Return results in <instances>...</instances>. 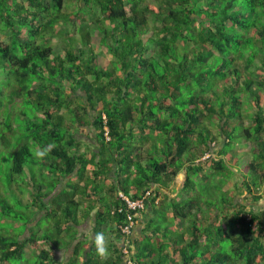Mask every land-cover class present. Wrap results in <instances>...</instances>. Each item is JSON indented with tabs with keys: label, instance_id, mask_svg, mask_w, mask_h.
Here are the masks:
<instances>
[{
	"label": "trees",
	"instance_id": "16d2710c",
	"mask_svg": "<svg viewBox=\"0 0 264 264\" xmlns=\"http://www.w3.org/2000/svg\"><path fill=\"white\" fill-rule=\"evenodd\" d=\"M69 1L0 0V264H264V208L212 214L196 188L231 179L241 137L255 176L244 201L263 198L264 0H72L67 13ZM148 191L144 209L119 198ZM108 233L106 258L96 236Z\"/></svg>",
	"mask_w": 264,
	"mask_h": 264
},
{
	"label": "rangeland",
	"instance_id": "374dc122",
	"mask_svg": "<svg viewBox=\"0 0 264 264\" xmlns=\"http://www.w3.org/2000/svg\"><path fill=\"white\" fill-rule=\"evenodd\" d=\"M74 2H75V0H74ZM74 2L72 0H70L69 2L66 3L65 11L67 13H69V12L75 13L77 11V9H76V7L74 5ZM63 26H64V29L66 30V32H69V34H68L69 36H71L73 38H79L78 30L75 27V25H69L67 23L66 25L63 24ZM60 27L61 26L58 25L57 29H59ZM0 39H1V42L3 44H8L9 43L8 36H7V33L5 31H2L0 33ZM58 41L61 42L60 39ZM57 44H59V43H57ZM93 47H94L95 51L97 52L98 63L99 64H103L109 57L105 53L101 52L100 48H98L97 45L94 44ZM83 133H87V131H84ZM241 141H242L241 137L236 138V140L233 143V145L231 147L227 148V150L228 151H232L234 149H237L238 147L245 146L242 143H240ZM220 144L218 145V148L221 147ZM33 154H34V157H35L34 161H37L38 159L39 160L41 159L37 153H33ZM242 158L244 160L243 162H240L238 158H236V160L233 161V162L229 160V157L226 159L228 164H230L232 167H235V168H233V170H231V173L229 175L231 180L230 179L226 180L224 184H221V187L219 185H216L217 184L216 180H209V181H206V182L202 181V180H199V182H197L196 188H197V191L199 192V194H202V199L201 200H204V202L211 201V205L213 204V207H212L213 212H211L212 214H214L216 210H218V211L222 210L223 211L224 207H226V206H229L228 209L230 208L228 212H233V210H231V209L235 208V204H239L237 201H240L241 199H238V196L240 194H242V192H243L242 187L244 185L240 186L239 184H242L244 180L252 181V179H255V176L252 175L250 170L245 167V164H246V162L249 161V159L247 158L246 155L245 156L242 155ZM236 161L239 162V163H236ZM33 163H34V165H31V166L33 167L34 172L38 176V178H37V179H39L38 182H41V184L43 185L44 192H49L50 195H51V193H55L54 192V188H53L54 187L53 184H55V183L48 184V182H47V181L51 180L53 176H48V175H47L48 177L41 176V174H38L40 170H39V166L37 165V162H33ZM210 164H211V162H210ZM238 167H240V168L238 169ZM184 177H185V174L184 173H180L175 180L178 179L180 181H183ZM218 184H219V182H218ZM81 190H83V189H81ZM223 192H227V193L224 194ZM61 193H63L62 195H60L62 198L67 194L66 191L65 192H61ZM58 200H60V197L58 198ZM243 202L245 203V201H243ZM58 203H60V201H58ZM166 204H169V201L167 203H165V205ZM229 204H233L232 208H231V205H229ZM262 204H264V200H263ZM207 206L208 205L206 204V206L203 207V208H206ZM246 207L250 208L251 210H256V211H258L259 209H263L264 208V207H260V206H256L255 207V206L252 205V203H250V205H247ZM19 209L21 211H23L24 213H26L29 217L33 218L32 212L30 213V212L26 211L24 208H23V210H22V208H19ZM226 212L227 211H225V213ZM156 220L159 223H161L162 226H164V227H168L167 223L174 224L176 222L173 219L171 221L170 218H168V217H166V219H165V215L164 214L161 215V217L156 219ZM155 224L156 223H154L152 226H154ZM182 224H184V223H182ZM0 226H2V225H0ZM10 226L11 225L8 224L7 226H4L3 228L11 229ZM47 226L48 225H46V223L43 221V222H41L40 228L41 229L43 228V230H44V227H47ZM175 226L179 228L180 232L182 231V228H180L179 225H175ZM183 227H184V225H183ZM86 232H83V233L82 232L81 233L77 232V234L75 235V238H77L81 242H84L85 239H86V241L92 240L93 236L92 235H88ZM91 232H93V231H91ZM67 234L70 235V233H67ZM86 241H85V243H87ZM60 245H63L62 241L60 242ZM107 246H108L107 242L104 241V247L106 248ZM31 255H32V248L29 245H27L25 247V257L28 258ZM59 257H60V255L57 254V258H59Z\"/></svg>",
	"mask_w": 264,
	"mask_h": 264
},
{
	"label": "crops",
	"instance_id": "0c3cea01",
	"mask_svg": "<svg viewBox=\"0 0 264 264\" xmlns=\"http://www.w3.org/2000/svg\"><path fill=\"white\" fill-rule=\"evenodd\" d=\"M249 148H250V145H245V146H242V147H238L237 149H234V150H232L231 151V155L233 156V157H235V156H237V158L238 159H242L243 160V158H242V155L243 156H245L248 152H249ZM247 156V155H246ZM244 161V160H243ZM241 162V161H240ZM240 167H238V169H239ZM235 170V169H234ZM182 173H184V172H182ZM216 181H217V183L220 181V177H216V179H215ZM231 180V179H230ZM181 184H182V181H180V180H175L174 181V183H173V185H172V187H171V192L169 193V194H167L168 195V198L170 199V200H172V199H175V200H178V201H180L181 200V197H179V190H180V188H181ZM240 186H241V184H239ZM264 186H262V188H263ZM260 194L262 195V199L259 201V203L258 204H252L253 206H260V207H264V204H262L263 203V200H264V192H263V189H260ZM247 198V194L245 193V192H242V194H240L239 196H238V199H241L240 201H237L239 204H241V205H245V206H247V205H250V202H243L245 199ZM160 199V198H159ZM158 199V200H159ZM161 199H162V197H161ZM158 200H157V202H158ZM263 205V206H262ZM170 211L167 213V215H168V217H170ZM93 219H94V213H92L91 214V216H90V218H88L87 220H85L83 223H82V225L78 228V232H86L88 235H93L92 233L93 232H91L92 231V227H93ZM182 223H183V221H181ZM180 222L177 220V224H179ZM175 228V231H177V233H181L180 231H179V228L178 227H174ZM178 228V229H177ZM89 230V231H88ZM133 236H136L137 237V235L135 234V231L133 232V234H132V237ZM104 241H106L107 242V245H109L110 243H116L117 244V242H115L114 240V235L113 234H106V236L104 237ZM130 240V239H129ZM89 241H91V240H88V242ZM125 241H128V239L126 240V238H125ZM121 244H123L122 242H121ZM110 254V252L108 251V249H106V254H105V257L106 258H108V255ZM60 258H62L61 257V255H60Z\"/></svg>",
	"mask_w": 264,
	"mask_h": 264
},
{
	"label": "built area",
	"instance_id": "2783aa9c",
	"mask_svg": "<svg viewBox=\"0 0 264 264\" xmlns=\"http://www.w3.org/2000/svg\"><path fill=\"white\" fill-rule=\"evenodd\" d=\"M211 155L209 153L205 154L202 158L201 161H207L208 159H210ZM212 158V157H211ZM150 192H146V194L140 198L139 200H132L129 197L125 196L123 193H119V198H121L122 200L125 201V203L127 204L128 208L131 210H139V209H144L145 205H144V200L147 196H149ZM131 226H124L122 227V233L129 235L131 233L130 230ZM123 252L125 254H128V250L124 249ZM127 264H135L132 260L127 259Z\"/></svg>",
	"mask_w": 264,
	"mask_h": 264
},
{
	"label": "clouds",
	"instance_id": "9594fccd",
	"mask_svg": "<svg viewBox=\"0 0 264 264\" xmlns=\"http://www.w3.org/2000/svg\"><path fill=\"white\" fill-rule=\"evenodd\" d=\"M96 243H97L98 251L100 252V254L105 255L106 254V248L104 247V237L102 234H98L96 236ZM126 262H127V259H126Z\"/></svg>",
	"mask_w": 264,
	"mask_h": 264
}]
</instances>
